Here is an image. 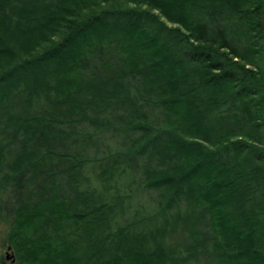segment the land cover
I'll use <instances>...</instances> for the list:
<instances>
[{
  "label": "trees",
  "instance_id": "16d2710c",
  "mask_svg": "<svg viewBox=\"0 0 264 264\" xmlns=\"http://www.w3.org/2000/svg\"><path fill=\"white\" fill-rule=\"evenodd\" d=\"M9 188L20 264H264V0H0Z\"/></svg>",
  "mask_w": 264,
  "mask_h": 264
},
{
  "label": "rangeland",
  "instance_id": "374dc122",
  "mask_svg": "<svg viewBox=\"0 0 264 264\" xmlns=\"http://www.w3.org/2000/svg\"><path fill=\"white\" fill-rule=\"evenodd\" d=\"M105 151L106 149L100 144L96 152L98 156H103ZM93 152H95L94 149ZM151 196L152 194H147L144 196V199L152 201ZM10 197V188L0 193V264H2V262H6V264H20L16 259L14 251L9 249L10 243L7 239V234L10 232V212L7 208Z\"/></svg>",
  "mask_w": 264,
  "mask_h": 264
},
{
  "label": "water",
  "instance_id": "95a60500",
  "mask_svg": "<svg viewBox=\"0 0 264 264\" xmlns=\"http://www.w3.org/2000/svg\"><path fill=\"white\" fill-rule=\"evenodd\" d=\"M7 259H9V258H7Z\"/></svg>",
  "mask_w": 264,
  "mask_h": 264
}]
</instances>
